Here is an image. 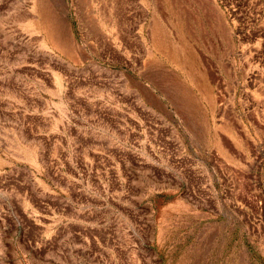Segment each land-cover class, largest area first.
I'll return each instance as SVG.
<instances>
[{"label":"rangeland","instance_id":"obj_1","mask_svg":"<svg viewBox=\"0 0 264 264\" xmlns=\"http://www.w3.org/2000/svg\"><path fill=\"white\" fill-rule=\"evenodd\" d=\"M0 264H264V0H0Z\"/></svg>","mask_w":264,"mask_h":264}]
</instances>
